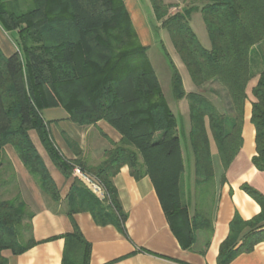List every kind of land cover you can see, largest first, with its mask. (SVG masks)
I'll list each match as a JSON object with an SVG mask.
<instances>
[{"label": "trees", "instance_id": "1", "mask_svg": "<svg viewBox=\"0 0 264 264\" xmlns=\"http://www.w3.org/2000/svg\"><path fill=\"white\" fill-rule=\"evenodd\" d=\"M24 1H30L31 6L20 10ZM204 1L200 8L170 13L174 5L150 0L155 19L169 32L193 83L199 88L212 80L220 83L233 113L228 118L202 91L186 92L180 71L162 43L172 70L173 95L189 103L197 194L193 214L182 184L186 162L178 118L164 96L148 56L149 46L141 42L124 0H0L1 25L19 34L18 50L13 55L6 56L0 48V156L5 145H13L44 192L57 200L56 184L31 137V131H36L51 161L66 175L79 167L102 184L123 232L127 215L119 203L113 178L123 166H128L136 179L149 176L171 229L182 247L190 249L197 230L211 229L204 210L214 187L206 121L227 167L243 143L241 130L247 86L252 78V50L264 40V0ZM196 10L201 11L205 22L211 40L209 49L190 25V15ZM252 94L256 145L252 161L264 171V68ZM49 107L64 108L82 127L105 120L122 137L112 142L98 165H87L81 158L66 159L55 146L42 116ZM244 188L258 200L262 210L251 220L234 218L220 247L219 264H228L264 242V197L248 185ZM86 197L96 220L112 221L114 216L102 209L97 198L88 192ZM31 217L20 195L0 200V264L6 263L3 252L17 254L35 244L25 234L29 225L24 222ZM245 228L250 230L241 235ZM68 238L83 245L86 254L74 263L66 255L64 264H89V244L81 234L76 232Z\"/></svg>", "mask_w": 264, "mask_h": 264}, {"label": "crops", "instance_id": "2", "mask_svg": "<svg viewBox=\"0 0 264 264\" xmlns=\"http://www.w3.org/2000/svg\"><path fill=\"white\" fill-rule=\"evenodd\" d=\"M124 1L141 42L147 46L153 45L154 34L146 17L152 13L155 18L150 0ZM164 2L174 5L170 13L191 7L200 8L203 5H197V0ZM143 3L148 8L147 14L144 12ZM198 11L200 10H196ZM10 33L16 34V39H19L17 30L7 31L0 23V48L6 56L13 55L19 45V41L14 42L15 38L11 37ZM165 48L167 49L166 46ZM167 51L180 71L186 92L202 91L228 118L233 116L229 111L226 91L220 83L212 80L201 88L190 83L187 88L179 64L171 52L168 49ZM251 66L252 78L247 86L248 99L244 106L241 130L243 143L227 167L209 129V122L206 121L214 174L213 208L207 212L211 229L197 230L196 241L190 249L182 247L171 229L149 176L136 179L130 173L129 167L123 166L113 178L119 203L127 215L123 232L117 222V211L108 200L104 188L94 189L75 171L66 175L51 161L43 145L41 144L42 149L34 142L58 189L59 198L55 200L44 192L23 163L16 148L7 144L0 156V173L9 172L15 175L16 194L27 203L32 215L30 220L24 222L25 226L29 225V229L25 230L26 239L33 238L35 244L21 253L3 252L5 264H64L66 255L73 263L82 261L86 254L83 245L68 238L76 232L89 244V264H219L220 247L230 233L234 218L240 216L243 220H251L262 210L258 200L244 186L252 187L264 197V171L259 170L252 161L256 154V145L255 127L251 122L252 102L255 100L252 88L257 83L259 72L264 68V40L254 46ZM206 90L212 97L206 94ZM184 99L186 98L180 100ZM185 109L188 111H180V118L177 116L179 135L186 138L183 149L186 171L182 184L185 200L193 214L197 195L195 156L190 141V110L187 107ZM42 116L48 123L51 138L60 153L69 160L81 158L87 165H98L103 160L105 151L112 147V142H119L122 137L120 132L105 120L86 127L79 126L62 107L45 108ZM76 182L80 184L76 186ZM86 192L101 202L105 212L114 216L111 222L96 220ZM249 230L245 228L241 235ZM228 264H264V242H259L250 252L240 253Z\"/></svg>", "mask_w": 264, "mask_h": 264}, {"label": "rangeland", "instance_id": "3", "mask_svg": "<svg viewBox=\"0 0 264 264\" xmlns=\"http://www.w3.org/2000/svg\"><path fill=\"white\" fill-rule=\"evenodd\" d=\"M143 2V0H140ZM204 0H197V5L204 4ZM148 5V4H147ZM31 2L30 1H24L20 4L19 9L20 10H27L30 8ZM143 7L145 8L144 12L148 13V8H146V4L143 3ZM148 18V26L150 30L152 29L154 34V40L153 45L149 46L148 50V56L150 57L152 64L155 68V71L158 75V78L160 80V84L162 86V90L164 93V96L168 100V103L170 104L172 110L176 113V116L180 118V111L186 110L185 107L189 108L188 102L186 99L184 100H178L173 95V88H172V70L171 66L168 63V60L164 54V51L162 50V43L165 44L167 49L171 52L172 56H174L176 62L179 64L183 78L186 84V87L189 88V84L193 83L192 79L190 77V74L188 72L187 67L181 60L180 56L178 55L173 42L171 40L169 32L162 28L161 25H159V22L153 17L152 13L150 15L146 16ZM190 22L193 30L197 34L200 42L205 48H211V40L205 25V22L203 20L201 11H194L190 15ZM11 37L13 36L15 38L14 42H18L19 39H16V34H9ZM254 60L255 56L253 54ZM193 85V84H192ZM207 91V90H206ZM208 95L212 97V95L207 91ZM181 102V103H180ZM31 137L34 140V142L43 149L40 139L36 133V131H31ZM182 140V147L185 148L186 145V138L184 136H181ZM15 177L12 173H0V200L4 199H12L16 197V191H15V185H14ZM213 197L214 195L211 194L208 199L206 198L205 207L204 210L206 212H210L213 208Z\"/></svg>", "mask_w": 264, "mask_h": 264}, {"label": "built area", "instance_id": "4", "mask_svg": "<svg viewBox=\"0 0 264 264\" xmlns=\"http://www.w3.org/2000/svg\"><path fill=\"white\" fill-rule=\"evenodd\" d=\"M74 171L78 173L83 179H85L94 189L96 190L103 189L102 184L95 177H92L91 175L85 173L79 167H75Z\"/></svg>", "mask_w": 264, "mask_h": 264}]
</instances>
